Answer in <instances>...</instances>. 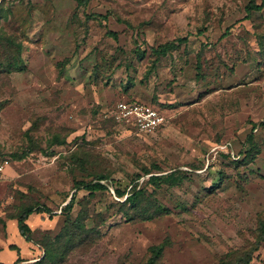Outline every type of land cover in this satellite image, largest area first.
Returning <instances> with one entry per match:
<instances>
[{"label":"rangeland","instance_id":"obj_1","mask_svg":"<svg viewBox=\"0 0 264 264\" xmlns=\"http://www.w3.org/2000/svg\"><path fill=\"white\" fill-rule=\"evenodd\" d=\"M252 1L263 9L247 17ZM0 7L9 12L0 30L21 40L27 66L0 75V250L18 207L58 206L54 219L43 215L55 238L74 196L72 219L86 211V226L101 238L86 239L64 264H146L148 248L167 239L162 264H219L255 248L264 224L262 0H0ZM168 43L176 49L157 60L153 49ZM122 101L153 105L168 124L152 134L117 124ZM250 137L260 151L245 160ZM101 175L106 191L77 186ZM171 175L181 182L147 185ZM110 188L145 189L167 214L128 222L125 197ZM262 244L250 264H264Z\"/></svg>","mask_w":264,"mask_h":264},{"label":"trees","instance_id":"obj_2","mask_svg":"<svg viewBox=\"0 0 264 264\" xmlns=\"http://www.w3.org/2000/svg\"><path fill=\"white\" fill-rule=\"evenodd\" d=\"M79 6H87L90 0H76ZM263 4H264V0ZM263 9V5L259 6L254 1H252L247 7V13L250 17L254 11L259 12ZM9 15L5 13L0 7V16L7 18ZM91 19H98L96 15L89 17ZM111 36L116 38V34L112 33ZM3 53H1V50ZM23 43L18 37L14 35H9L0 30V75L1 74H12L24 72L27 70L26 63L22 57ZM176 49L174 43H168L162 45L157 49H153V54H155L159 60L161 57L167 55L171 50ZM2 105H0V110ZM249 142H251V149L247 151V159L254 160L259 153V148L253 143V138L250 137ZM106 176H98L97 183H78L77 186L83 188L90 192V194H95L100 191H106L109 189L108 186L101 183V181L106 180ZM181 182V179L171 175V176H151L148 180L147 185L158 188L161 184L175 185ZM114 195L117 198H124L123 202H120V212L126 221H142L151 222L155 219L160 218L162 215L167 214L162 207L158 206L151 198L145 189L135 188L131 193L127 194L125 191L119 189L114 190ZM75 196L70 199L68 204L61 209L60 218L62 221V227L60 231L55 234V238L52 237V233L46 232L42 240H38L36 243L44 251V255L39 261L30 264H64L67 260L69 252L76 249L79 245H82L86 239L90 237L101 238V231L97 227L88 228L86 226V221L90 218L86 211H81L79 217L75 220L72 219V211L74 209ZM58 206L48 207L46 205L35 204H25L18 207L15 214L9 215V219H15L19 223V230L21 235L28 241H33V232L27 225V221L33 214H42L48 217L49 220L57 217L55 211L58 210ZM127 208V209H125ZM132 210L133 212H129ZM104 221V220H102ZM261 236L257 241L254 249H252L246 257L238 258V254H231L223 258L219 264H250L253 259V254L259 250L262 243H264V224H261ZM169 240H165L161 244L152 245L147 251V261L146 264H162V259L165 254L166 248L169 246ZM15 249V248H14ZM24 260L21 258L15 264H23Z\"/></svg>","mask_w":264,"mask_h":264},{"label":"crops","instance_id":"obj_3","mask_svg":"<svg viewBox=\"0 0 264 264\" xmlns=\"http://www.w3.org/2000/svg\"><path fill=\"white\" fill-rule=\"evenodd\" d=\"M45 223L46 221H44L42 214L30 216L27 225L34 235L33 241L28 242L20 233L18 221L8 218L6 222V238L0 250V264H15L20 258L32 263L33 259L42 257L43 250L36 243L38 239L35 236L46 232L53 234V231L46 230L47 225ZM7 256H13L12 260L7 261Z\"/></svg>","mask_w":264,"mask_h":264},{"label":"built area","instance_id":"obj_4","mask_svg":"<svg viewBox=\"0 0 264 264\" xmlns=\"http://www.w3.org/2000/svg\"><path fill=\"white\" fill-rule=\"evenodd\" d=\"M113 119L117 124L131 125L142 134L155 133L168 124L167 117L160 109L153 105L131 101L118 102L113 110ZM110 189L115 193L113 188Z\"/></svg>","mask_w":264,"mask_h":264}]
</instances>
